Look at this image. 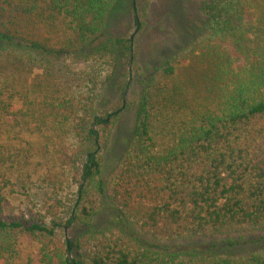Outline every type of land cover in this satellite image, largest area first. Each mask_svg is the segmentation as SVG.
<instances>
[{
  "label": "trees",
  "instance_id": "trees-1",
  "mask_svg": "<svg viewBox=\"0 0 264 264\" xmlns=\"http://www.w3.org/2000/svg\"><path fill=\"white\" fill-rule=\"evenodd\" d=\"M117 2L0 0V56L16 52L23 41L43 49L18 28L32 18L41 20L45 10L50 16L62 13L75 21L76 42L86 45L83 49L97 56L121 55L135 67L126 85L141 86L129 105L135 113L131 137L104 174L100 151L108 146L122 109L128 107L122 99L112 107L93 95L41 94L31 100L25 86L0 84V116L16 122L32 117L42 124L53 117L70 124L79 175L64 224L54 219L49 205L43 211L8 217L0 205V264H17L21 234L39 244L25 264H190L198 257L196 246L234 247L243 235L254 232L261 233L256 239L261 249L242 264H264V44H250L240 1H200L204 23L194 39L201 48L212 43L206 51L220 61L221 94L214 105L192 110L172 134L153 125L152 109L158 105L152 97L163 95L148 90L153 77L146 78L136 63L132 38L93 45ZM146 2L137 6L131 1L137 28L145 25ZM156 69L166 78L174 73L169 60ZM159 135L168 137L163 146L157 143ZM106 210L112 221L98 229L94 221ZM73 224L80 228L75 237L61 234ZM129 224L156 241L154 245H144ZM224 235L228 238L209 240ZM163 241H171L173 248L161 246ZM185 255L189 258L183 262L179 258Z\"/></svg>",
  "mask_w": 264,
  "mask_h": 264
},
{
  "label": "rangeland",
  "instance_id": "rangeland-1",
  "mask_svg": "<svg viewBox=\"0 0 264 264\" xmlns=\"http://www.w3.org/2000/svg\"><path fill=\"white\" fill-rule=\"evenodd\" d=\"M131 1L118 0L105 31L93 45L111 43L120 37L132 38L136 63L146 78L153 77L148 90L151 94L162 91L163 97H167H152L157 98L153 102L158 105L152 109L153 125L157 131L166 128L172 134L192 110H202L219 100L223 84L222 79L217 80L220 61L206 51L211 42L201 48L194 39L204 23V15L198 8L201 0H146L148 15L141 28L134 24ZM135 1L137 6L145 3V0ZM239 1L242 20L249 29L250 44H264V0ZM75 25L71 16L62 13L50 16L47 10L41 20L36 17L22 24L18 29L23 30L26 40L38 42L43 49H33L23 41L25 47H17V51L8 57L0 56V84L25 86L31 100L38 99L41 94L63 98L93 95L97 101L112 107L122 99L123 105L128 107L122 109L108 146L100 151L103 173L107 174L131 137L135 113L129 105L139 95L141 86L130 82L126 85L127 79L134 76L135 67L121 55L97 56L83 49L86 45L76 42ZM167 60L174 67L173 75L168 78L161 76L159 69ZM15 104L21 105L19 101ZM156 139L158 145L163 146L168 137L159 135ZM76 146L67 121L50 117L42 124L32 117L16 122L10 116H0V205L3 216H25L43 211L49 205L54 219L64 224L68 198L75 192L79 178L72 156ZM111 215L108 210L100 213L94 221L96 228L107 226L112 221ZM129 225L144 245H154L156 241ZM79 231L80 228L73 224L60 232L75 237ZM260 234H245L234 247L196 246L193 252H197L198 257L190 264L245 263L250 253L261 249V243L256 241ZM224 238L228 237L209 240L217 242ZM170 242L163 241L161 246L173 248ZM18 249L17 264H25L28 257L37 253L39 244L21 234ZM188 258L185 255L179 259L186 262Z\"/></svg>",
  "mask_w": 264,
  "mask_h": 264
}]
</instances>
